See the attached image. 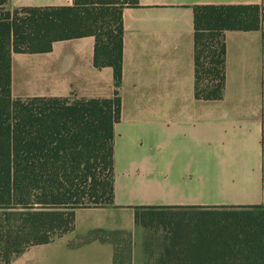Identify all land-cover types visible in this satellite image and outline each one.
Returning <instances> with one entry per match:
<instances>
[{"label": "crops", "instance_id": "obj_1", "mask_svg": "<svg viewBox=\"0 0 264 264\" xmlns=\"http://www.w3.org/2000/svg\"><path fill=\"white\" fill-rule=\"evenodd\" d=\"M138 1L122 12L117 89L112 69L93 66V37L57 41L45 54L12 55V96L105 99L117 90L121 115L114 127L112 206L77 210L71 232L10 264H54L48 255L32 254L36 248L63 251L64 264H115L119 243L136 238V216L145 208L167 207L159 191L173 181L229 184L246 206L264 203V21L258 31L225 33L220 100L194 97L193 40V7L258 5L264 14V0ZM72 5L73 0H8L6 9Z\"/></svg>", "mask_w": 264, "mask_h": 264}, {"label": "trees", "instance_id": "obj_2", "mask_svg": "<svg viewBox=\"0 0 264 264\" xmlns=\"http://www.w3.org/2000/svg\"><path fill=\"white\" fill-rule=\"evenodd\" d=\"M7 2L0 0V264L71 232L77 210L112 206L121 115L117 90L105 99L14 98L12 55L45 54L57 41L93 37V66L112 69L117 89L122 12L139 6L138 0H73L70 7L10 11ZM263 21L258 5L193 7L196 100L223 96L225 33L258 31ZM261 146L264 191V58ZM230 208L208 238L170 249L159 264H264V203Z\"/></svg>", "mask_w": 264, "mask_h": 264}, {"label": "rangeland", "instance_id": "obj_3", "mask_svg": "<svg viewBox=\"0 0 264 264\" xmlns=\"http://www.w3.org/2000/svg\"><path fill=\"white\" fill-rule=\"evenodd\" d=\"M21 76L19 85L24 87V74ZM26 98L30 97H23ZM159 194L165 202L162 205L170 208L141 213L136 221V238L132 240L130 236L119 243L115 264H159L170 249L185 250L189 244L201 242L218 230L223 223V212L233 210L230 207L246 206L237 199L236 187L224 183L173 181ZM32 254H37L39 259L42 254L48 255L54 264L65 263L63 251L51 253L50 249L36 248Z\"/></svg>", "mask_w": 264, "mask_h": 264}]
</instances>
